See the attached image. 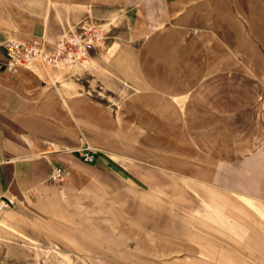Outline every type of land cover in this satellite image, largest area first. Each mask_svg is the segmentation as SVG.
I'll list each match as a JSON object with an SVG mask.
<instances>
[{"label": "crops", "instance_id": "0c3cea01", "mask_svg": "<svg viewBox=\"0 0 264 264\" xmlns=\"http://www.w3.org/2000/svg\"><path fill=\"white\" fill-rule=\"evenodd\" d=\"M89 19L112 54L6 69L4 40ZM86 144L264 201V0H0V200L28 201Z\"/></svg>", "mask_w": 264, "mask_h": 264}, {"label": "rangeland", "instance_id": "374dc122", "mask_svg": "<svg viewBox=\"0 0 264 264\" xmlns=\"http://www.w3.org/2000/svg\"><path fill=\"white\" fill-rule=\"evenodd\" d=\"M96 160L0 211V264H264V201L137 156Z\"/></svg>", "mask_w": 264, "mask_h": 264}, {"label": "built area", "instance_id": "2783aa9c", "mask_svg": "<svg viewBox=\"0 0 264 264\" xmlns=\"http://www.w3.org/2000/svg\"><path fill=\"white\" fill-rule=\"evenodd\" d=\"M2 43L7 57L5 67L13 72L38 62L53 67L77 64L84 66L98 50H102L105 54H109L112 50L107 43L102 25L90 19L82 21L74 31L60 34L52 41L45 37L26 39L9 37ZM81 158L85 162L97 161L96 154L90 150L82 153ZM50 179L54 182L64 181L65 169L59 165L54 166ZM16 205L15 197L2 199L0 211L11 209Z\"/></svg>", "mask_w": 264, "mask_h": 264}]
</instances>
